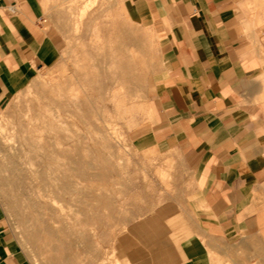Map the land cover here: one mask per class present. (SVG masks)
<instances>
[{
	"label": "rangeland",
	"instance_id": "1",
	"mask_svg": "<svg viewBox=\"0 0 264 264\" xmlns=\"http://www.w3.org/2000/svg\"><path fill=\"white\" fill-rule=\"evenodd\" d=\"M45 6L56 57L1 110L0 151L8 144L12 163L0 209L22 264H145L137 222L184 189L170 185L182 172L137 148L166 77L164 35L129 20L120 0ZM247 17L264 19V0Z\"/></svg>",
	"mask_w": 264,
	"mask_h": 264
},
{
	"label": "crops",
	"instance_id": "2",
	"mask_svg": "<svg viewBox=\"0 0 264 264\" xmlns=\"http://www.w3.org/2000/svg\"><path fill=\"white\" fill-rule=\"evenodd\" d=\"M51 1L0 0V113L56 57ZM120 1L164 35L166 77L137 148L184 188L137 222L145 264H264V19L247 17L253 0ZM0 264H22L1 209Z\"/></svg>",
	"mask_w": 264,
	"mask_h": 264
},
{
	"label": "bare ground",
	"instance_id": "3",
	"mask_svg": "<svg viewBox=\"0 0 264 264\" xmlns=\"http://www.w3.org/2000/svg\"><path fill=\"white\" fill-rule=\"evenodd\" d=\"M75 102V101H74ZM73 102V103H74ZM47 106V105H46ZM45 106V107H46ZM44 113V112H43ZM54 117V116H53ZM57 117V116H56ZM41 120V119H40ZM36 121V120H35ZM37 121H39L38 119H37ZM43 121H45V120H43ZM37 123V122H36ZM39 123V122H38ZM42 123V122H41ZM61 123V122H60ZM34 124H35V122H34ZM45 125V124H44ZM37 126V128L39 129V128H42V127H38V125H36ZM47 126V125H46ZM43 130V129H42ZM14 132V131H13ZM13 134V133H12ZM0 154H1V162H0V173H3V174H5V173H7L8 174V176H6V178L4 179L6 182H8V183H10V178H9V171L11 170L10 168H11V160H12V155H11V153H10V146L8 145V144H5L4 146H3V148L1 149V151H0ZM6 174V175H7ZM19 196V195H18ZM19 199V198H18Z\"/></svg>",
	"mask_w": 264,
	"mask_h": 264
},
{
	"label": "built area",
	"instance_id": "4",
	"mask_svg": "<svg viewBox=\"0 0 264 264\" xmlns=\"http://www.w3.org/2000/svg\"><path fill=\"white\" fill-rule=\"evenodd\" d=\"M11 10H13V11H14V10H15V8H12ZM43 22H44V23H46V20H43Z\"/></svg>",
	"mask_w": 264,
	"mask_h": 264
}]
</instances>
